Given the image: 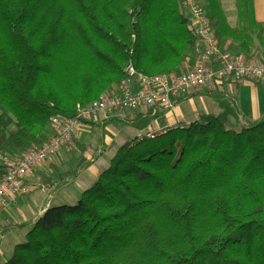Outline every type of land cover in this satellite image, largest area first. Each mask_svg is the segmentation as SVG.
Here are the masks:
<instances>
[{
  "label": "trees",
  "instance_id": "obj_1",
  "mask_svg": "<svg viewBox=\"0 0 264 264\" xmlns=\"http://www.w3.org/2000/svg\"><path fill=\"white\" fill-rule=\"evenodd\" d=\"M197 1L224 53L264 58L249 0H233L230 30L216 0ZM191 45L180 0H0V157L38 146L49 119L72 118L121 84L125 67L171 76ZM201 97L216 116L120 144L73 205L1 228L24 234L0 264H264V116L235 130L232 102L216 92L174 104ZM156 117L101 124L140 132Z\"/></svg>",
  "mask_w": 264,
  "mask_h": 264
},
{
  "label": "built area",
  "instance_id": "obj_2",
  "mask_svg": "<svg viewBox=\"0 0 264 264\" xmlns=\"http://www.w3.org/2000/svg\"><path fill=\"white\" fill-rule=\"evenodd\" d=\"M180 1L192 37L189 68L178 76L148 78L133 74L125 67L121 84L87 105L73 106L72 118L49 119L48 134L42 143L15 160L0 157V210L28 194L24 181L32 170L51 160L80 132L82 124L120 120L138 111L166 110L178 99L196 93H213L222 84H264V60L255 58L243 62L221 51L207 34L198 1ZM176 129L180 128L172 127L167 131Z\"/></svg>",
  "mask_w": 264,
  "mask_h": 264
},
{
  "label": "crops",
  "instance_id": "obj_3",
  "mask_svg": "<svg viewBox=\"0 0 264 264\" xmlns=\"http://www.w3.org/2000/svg\"><path fill=\"white\" fill-rule=\"evenodd\" d=\"M249 3L252 23L259 27L262 33H264V0H249ZM233 28L234 24L233 27L228 29L230 30ZM220 50H224V47L220 48ZM228 55L234 58V53L231 51L228 52ZM257 58H261V56ZM261 59L264 60V58ZM189 66L190 58L186 57L178 69L172 74V76H178L182 74L189 68ZM215 92L220 98H222V101L225 104L227 102H232V106L235 109V117L229 121V124L233 128L241 127L245 124H251L260 117L264 116V84H222ZM183 104H201L208 112L202 116L214 117L218 113L217 108L215 107L212 100L201 97L188 99L176 105L173 104L169 110H154L152 115L157 114V117L155 120L150 122V124L145 127L143 131L140 132H134L129 128L120 127L113 123L107 124L106 126H103L101 123L87 124L86 126H83L80 132L77 133L71 140V145L74 146L76 143L82 142L81 145H85V147L87 146L88 151L91 152L90 156L85 157L84 155H81L80 157H77L69 171L61 173L60 175L55 176L53 179L51 178L52 171L59 166L60 160L58 161L56 158H54L47 163H43L35 167L32 170L30 177L24 181V186L28 190V194L23 198L13 200L4 211L0 212V229L5 225H29L43 211L49 209V207L52 205H73L75 202L74 197L76 198L79 192L86 189L93 182L95 177L101 173L98 172L99 169L100 171H103L112 151L120 144L132 140L135 136L155 135L160 130L167 129L172 126H185L196 121L199 117H202L195 116L191 119H185L186 117L182 115L179 116L178 107ZM145 112L146 111H138L132 115H127V117L141 116ZM148 112L151 114L152 111ZM108 121L113 122V120ZM112 126H117L120 128V133L125 137H128V140L124 142H113V140L109 141L108 135L104 132L106 129L108 130ZM90 132L95 133L92 135L94 137L90 136ZM46 136L44 137L46 138ZM91 138L94 139V147L90 146ZM111 145H114L112 149L110 148ZM104 152L108 155H104ZM102 158H104V161H102ZM80 163L86 165L85 168L76 174L74 180L69 181L68 176L73 171L75 164ZM14 232L19 234L18 237L13 235ZM23 234V230L10 231L3 233L2 235L0 233V249L3 248V244H6L5 240L10 241L14 240L15 238L16 240H14V243H16L19 241V239L22 240ZM13 246L15 245L10 244L8 250ZM4 255L5 256L3 260L6 258L7 252H5ZM3 260H1L0 263Z\"/></svg>",
  "mask_w": 264,
  "mask_h": 264
},
{
  "label": "rangeland",
  "instance_id": "obj_4",
  "mask_svg": "<svg viewBox=\"0 0 264 264\" xmlns=\"http://www.w3.org/2000/svg\"><path fill=\"white\" fill-rule=\"evenodd\" d=\"M217 1V6H218V9L220 11V14L222 16V20H223V23L224 25L227 27V28H231L233 27V24H234V9H233V0H216ZM200 6V5H199ZM238 60L241 59V57H236ZM254 85V84H253ZM173 106V105H172ZM170 109V108H169ZM169 109H166V110H169ZM164 111V110H162ZM151 112V111H150ZM152 113L153 111L151 112V114L149 113L150 116H152ZM208 113L205 108L201 105V104H197V105H190V104H183L181 106L178 107V114L179 116L182 115L184 117H186L185 119H191L195 116H202L203 114H206ZM132 115V114H131ZM129 116V115H128ZM127 117L124 116L122 117V119L120 120H113V121H121L123 119H125ZM128 118V117H127ZM172 127H176V126H172ZM170 127V128H172ZM243 126L241 127H235V130H239V129H242ZM170 128H167V129H163V130H160L159 132H157L155 135H161V133L163 131H167L168 129ZM120 128H118L117 126H112L110 127L108 130L106 129L104 133H106L108 135V140H113V142H124L126 140H128V137H125L123 134L120 133ZM93 134H95L94 132H90V136H92ZM133 136V135H132ZM146 136H153V135H144V136H135L132 140H138V137H146ZM94 137V136H92ZM90 138V137H89ZM88 138V139H89ZM90 146L94 147V139L91 138L90 139ZM88 141V140H87ZM131 141V140H130ZM126 142H129V141H126ZM82 142H79V143H76V145H71V141L63 146L55 155L54 157L51 159L53 160L54 158H56L58 161H59V166L56 167L55 170L52 171V174H51V178L53 179L55 176L57 175H60L61 173H64V172H67L71 169V167L73 166L74 164V161L76 160L77 157H80L81 155H84L85 157L86 156H90V151H88V148L87 146L85 147V145H81ZM87 143V142H86ZM78 144V145H77ZM82 147H80V146ZM84 146V147H83ZM114 145H111L110 148L112 149ZM73 147H76V148H73ZM117 148V147H116ZM115 148V149H116ZM114 149V150H115ZM83 150V151H82ZM113 150V151H114ZM112 151V152H113ZM84 153V154H82ZM105 153V152H104ZM104 155H108V154H104ZM107 157V156H106ZM110 157V156H109ZM109 159V158H108ZM50 161V160H49ZM102 161H104V158H102ZM108 161V160H107ZM107 163V162H106ZM98 172H101L100 169ZM74 199H76L74 197ZM62 206H71L70 204H61ZM56 206H60V205H52L51 207L49 208H54ZM7 208V205L4 209L0 210L1 211H4L5 209ZM6 226V225H5ZM1 227V225H0ZM2 235V234H1ZM13 235L15 237H18L19 234H16V232L13 233ZM13 236V238H14ZM14 240H16L14 238ZM14 240H5V243L6 244H3V248L0 249V261L3 260L4 258V254L5 252L8 253V247L10 244H14V245H17L19 244V242H21V239H19V241H17L16 243H14L15 241ZM7 241V242H6ZM8 250V251H7ZM7 257V255H6Z\"/></svg>",
  "mask_w": 264,
  "mask_h": 264
}]
</instances>
